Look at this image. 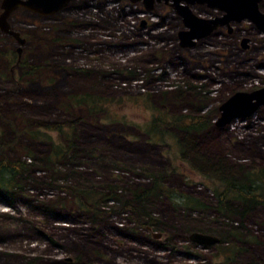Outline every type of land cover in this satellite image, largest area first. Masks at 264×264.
<instances>
[{"label": "rangeland", "instance_id": "rangeland-1", "mask_svg": "<svg viewBox=\"0 0 264 264\" xmlns=\"http://www.w3.org/2000/svg\"><path fill=\"white\" fill-rule=\"evenodd\" d=\"M153 5L150 10L142 1L74 0L49 18L18 10L8 23L26 37L23 48L0 30V158L34 164L21 191L7 198L0 193V264H264V205L243 215L219 210L215 180L202 176L184 153V129L167 127L162 138L144 132L156 114L154 105L203 114L217 109L230 91L264 87V33L244 20L233 33L217 25L196 47L176 49L178 31L188 29L182 16L172 0ZM189 8L206 20L224 15L206 4ZM260 9L264 12V1ZM158 34L163 41L157 43ZM242 37L249 50L240 48ZM22 60L35 64L36 73L27 75ZM163 69L167 79L158 76ZM187 73L195 75L188 79L195 88L185 84ZM84 91L112 98L107 110L92 115L67 106L71 95ZM178 94L182 98L174 100ZM218 115L217 109L212 123ZM248 119H236L226 129L213 124L212 134L197 141L199 148L245 169L263 166L264 145L244 150L240 142L250 132L264 136V105ZM46 124H60L62 132L46 131L45 140L29 136L28 130ZM67 138L92 154L80 155L76 163L48 164L50 142ZM234 169L240 179L246 174ZM161 176L168 192L145 201L158 223L142 226L122 209L131 196L127 184L146 190ZM115 182L122 197L98 198L99 213L80 208L60 189L95 187L106 193L105 185ZM181 194L204 205L186 208ZM227 197L230 206L240 205L231 193ZM194 232L218 241L193 242Z\"/></svg>", "mask_w": 264, "mask_h": 264}, {"label": "trees", "instance_id": "trees-1", "mask_svg": "<svg viewBox=\"0 0 264 264\" xmlns=\"http://www.w3.org/2000/svg\"><path fill=\"white\" fill-rule=\"evenodd\" d=\"M154 25L153 28L156 29L160 24L155 23ZM159 34L154 35L157 43L163 41V37ZM149 35L151 36V33H149ZM11 54H13V52ZM19 63L22 66V70L25 71L27 75L31 76L36 73L37 69L35 64L27 62L26 60H22ZM163 73L167 74V71L163 69ZM158 76L161 77V79L163 78L161 75ZM190 77L194 78L195 75L188 77L187 73V80L185 84H187L188 87L193 86L188 82ZM178 96H176V99L174 100H180L182 98V95L178 94ZM110 99L112 98L93 93L92 91H84L80 92L79 94L71 95L67 106H81L87 109L92 115H100L107 110L105 104ZM165 107L166 108L163 109L160 106L154 105L153 109L156 114L153 116L144 132L147 133L149 137L160 136L162 138L167 132V127L176 126L184 129V133L187 135L185 142L186 150H184V153H189L188 156L191 159L190 161L198 166V170L201 171L200 173L202 176L215 180L214 194L219 210L232 215H243L252 207L264 205V165H258L256 167H252L251 169H245L244 166H241V164L229 163L227 158L223 156L214 157L210 154H207L206 151L203 152L202 149L199 148L200 145L197 141L207 137L208 135L210 136L212 134V129L214 130L211 117L214 113H216V108V110L214 109L213 111L203 114H201L199 111L194 114H177L170 112L172 110L171 108L168 109L169 107ZM250 120L251 119H248L247 121ZM76 124H71V127H75ZM61 128L62 127L60 124L55 127L46 124L43 127L28 130L27 132L32 138L45 140L46 138H49L48 135H46L48 131H57L60 133L62 132ZM262 137L264 136H256L250 132L243 137L244 141H241L240 144L244 150H250L251 146L254 145L256 146L255 148H257V150H261L263 149L262 145H264V138L263 142L261 141ZM74 140L75 139L73 138H67V140L63 139L62 142L59 141V143H53V141H51L50 151L47 156V163L52 164L62 160H74L76 163V161L80 158V155L85 153V155L92 154V151H90L91 149L89 150L82 148L80 144H77V142ZM0 141V144H3V141ZM114 149L116 152L121 151V149L117 150L116 147H114ZM28 151L32 158L33 153L30 150ZM111 162L112 161L109 163ZM33 168L34 164L27 162L26 160L9 159L7 157L0 158V193L4 194L5 198H7V196L9 197L13 195L17 190L21 191L25 182L31 179L30 173ZM105 169L107 168H104V171ZM233 169L238 173H240V170L243 169L246 174H243L242 177H244L240 179L237 177ZM228 172L233 173V175H230L231 178H228ZM149 176H153V174L149 173ZM162 179V176L161 180L153 179L151 188L146 190L132 187L131 185L127 184V189L131 196L130 199H125V201H123L122 209L124 212L128 211L131 215V218H133L136 223L146 227L153 226L158 223L156 220L157 218L153 217V215H151L147 210L148 206L145 204V201L148 200V198L168 192L167 188H164L161 183ZM246 182L250 184L246 185ZM252 183H255L256 185ZM117 186V182L106 184V193L98 191L95 187L82 188L68 185L61 186L60 189L64 190L65 192H69V195L74 198L75 202L80 208L99 213V207L101 203L98 201V198L107 200L109 198L119 199L122 197H119L116 193ZM228 193H231L234 199L240 203L239 206L233 207L229 205V201L227 200ZM179 196L181 197L179 200H181V203L186 208L192 209L204 205V203H202L198 198L193 196L186 194H181ZM93 199H95V202H92L94 201ZM144 215H148L147 222L145 219H143ZM134 216H137L138 218H135Z\"/></svg>", "mask_w": 264, "mask_h": 264}, {"label": "water", "instance_id": "water-1", "mask_svg": "<svg viewBox=\"0 0 264 264\" xmlns=\"http://www.w3.org/2000/svg\"><path fill=\"white\" fill-rule=\"evenodd\" d=\"M72 0H4L3 12L0 14V29L15 37L19 43L24 39L19 33L10 28L7 21L13 9L21 6L42 15L54 14L67 6ZM119 2L120 0H112ZM133 2L143 1L144 6L150 9L155 1L161 0H131ZM168 1V0H165ZM184 2L185 4H180ZM259 0H173L176 12L182 16L184 25L188 28L179 32V38L185 45L192 42L194 38H202L209 34L217 25L226 24L229 21H241L244 19L252 21L257 28L264 33V13L258 9ZM206 4L209 8H218L224 12L221 18L206 20L195 15L189 8L192 4ZM246 40V39H245ZM244 40V42H245ZM264 105V87L250 92L238 91L230 95L218 107V117L213 121L217 128L229 125L235 119L251 117L260 106ZM155 237L157 235H154ZM189 238L200 244L214 243L218 239L203 233H191Z\"/></svg>", "mask_w": 264, "mask_h": 264}, {"label": "flooded vegetation", "instance_id": "flooded-vegetation-1", "mask_svg": "<svg viewBox=\"0 0 264 264\" xmlns=\"http://www.w3.org/2000/svg\"><path fill=\"white\" fill-rule=\"evenodd\" d=\"M3 1L4 0H0V9H1V12H0V14L3 12ZM74 0H72L71 2H69L68 4H67V6L66 7H64L62 10H65V9H67L68 7H69V5L73 2ZM121 1V0H120ZM164 2V3H166V2H168V1H165V0H161V2ZM173 1V0H172ZM264 0H259V2H258V9L260 10V12H262V13H264L260 8H261V3L263 2ZM160 2V1H159ZM142 3H143V1H142ZM155 3V2H154ZM153 3V4H154ZM195 4H198V3H195ZM198 5H200V4H198ZM203 5V4H202ZM155 8V6L154 5H152V7L150 8V10H153ZM18 10H23V11H26V12H28L30 15L32 14L34 17H36V16H40V17H43V18H49V17H52V16H54L55 14H57V13H59V12H61L62 10H60L59 12H56V13H54V14H47V15H42V14H39V13H37V12H34V11H31V10H28V9H26V8H23V7H21V6H19V7H17V8H15V9H13L12 10V12H11V14H13L14 12H16V11H18ZM10 14V15H11ZM10 17V16H9ZM9 17H8V19H7V21L9 22ZM244 20H247V19H244ZM244 20H241V21H229V22H227L226 23V25H227V29H228V33H233V29H234V26H235V24L236 23H241L242 21H244ZM248 21H250V20H248ZM251 23H252V25H253V27H255V29H257V30H259L258 28H257V26H256V24H254L252 21H250ZM184 23V22H183ZM10 25V24H9ZM142 25H144V23H142ZM10 28L11 29H13V30H15L11 25H10ZM218 29V28H217ZM1 30V29H0ZM2 31V30H1ZM15 31H17L18 33H19V36H20V38H22V39H24V42L23 43H19L18 42V40L15 38V37H13L12 35H10L9 33H6V32H4V31H2L3 33H5L8 37H10V38H13L14 40H15V42H17L18 44H20V46L23 48L24 47V45L27 43V39H26V37H24V36H22L21 34H20V31L19 30H15ZM260 31V30H259ZM212 32V31H211ZM211 32L209 33V34H207V35H205L204 37H202V38H199V39H197V38H194V39H192V42L193 43H191V45L190 44H188V45H185L184 43H183V41L179 38V31H178V33H177V46H178V48H176V49H181V50H190V49H192V48H194V47H196L197 45H198V43H199V41H201V40H203V39H205V38H207L208 37V35H210L211 34ZM245 37V36H244ZM244 37H242L241 39H240V41H239V46H240V48H242V49H248V48H250L249 47V41H247V39L245 40V38ZM244 40H245V42H244ZM18 48L17 50H16V52H17V57H18V59H19V57H20V55H21V51H22V48ZM249 50V49H248ZM186 63V62H185ZM187 64V63H186ZM228 75V74H227ZM161 76L163 77V79H167L170 75H169V73L167 72V74H165V73H163V71H162V73H161ZM192 88H194V86H192ZM255 89H257V88H255ZM255 89H252V90H255ZM232 90V89H231ZM238 91H241V90H239V89H236L235 91L233 90V92H231L230 91V95H232L233 93H235V92H238ZM229 95V96H230ZM228 96V97H229ZM227 97V98H228ZM226 98V99H227ZM225 99V100H226ZM224 100V101H225ZM219 107V106H218ZM218 107H217V109H218ZM261 107V106H260ZM250 118V117H249ZM236 120V119H235ZM245 120H248V118H245ZM234 121V120H233ZM232 121V122H233ZM231 122V123H232ZM230 123V124H231ZM229 125H227V126H225V127H223L222 129H226V128H229L228 127ZM243 184V183H242ZM250 183H248V182H246V185H249ZM252 184H254V185H256L255 183H252ZM244 185V184H243ZM235 200V199H234ZM235 201H237V200H235ZM238 202V201H237ZM230 203V202H229ZM239 203V202H238Z\"/></svg>", "mask_w": 264, "mask_h": 264}, {"label": "bare ground", "instance_id": "bare-ground-1", "mask_svg": "<svg viewBox=\"0 0 264 264\" xmlns=\"http://www.w3.org/2000/svg\"><path fill=\"white\" fill-rule=\"evenodd\" d=\"M109 1H112V0H109Z\"/></svg>", "mask_w": 264, "mask_h": 264}]
</instances>
